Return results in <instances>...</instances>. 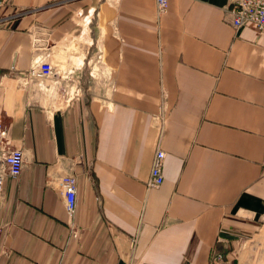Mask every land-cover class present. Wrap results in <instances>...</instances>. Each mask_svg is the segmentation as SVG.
<instances>
[{
  "label": "crops",
  "instance_id": "1",
  "mask_svg": "<svg viewBox=\"0 0 264 264\" xmlns=\"http://www.w3.org/2000/svg\"><path fill=\"white\" fill-rule=\"evenodd\" d=\"M229 5L0 6V119L23 157L3 180L0 264H264V32L233 28ZM84 43L87 67L101 54L103 74L78 80L92 89L63 104L20 84L41 47ZM158 148L163 179L146 186ZM63 170L76 180L69 219L48 184Z\"/></svg>",
  "mask_w": 264,
  "mask_h": 264
},
{
  "label": "built area",
  "instance_id": "2",
  "mask_svg": "<svg viewBox=\"0 0 264 264\" xmlns=\"http://www.w3.org/2000/svg\"><path fill=\"white\" fill-rule=\"evenodd\" d=\"M7 2L8 0H0V6H3ZM154 5L156 12L161 14L166 10L167 0H154ZM227 11L230 16V24L233 28L236 29L245 23H249L256 32H264V0H230ZM37 40L38 38H33L32 40L34 49L40 47L38 43L34 45ZM41 48L45 51L33 55L29 68L26 71H20V84L23 87H27L30 91L40 90L43 94L45 92L53 93V97H56L63 104L68 103L72 98H77L81 94L82 87L79 86L78 79H71L70 74L72 70L67 69L63 76L53 78L55 66L51 55L48 54L47 49ZM100 58L101 54L97 52L95 55L96 65L89 68V76H94L93 73L103 74L102 70L99 69ZM4 138L5 126L0 119V202L3 197L4 176H17L23 162L21 149L5 146ZM163 157L164 151L160 148L156 149L150 164L148 178L145 182L146 186H158L162 182L161 164ZM48 184H53L58 188L63 198L66 215L69 219L75 206L76 180L74 175L69 170H63L58 173L52 172L48 175ZM220 239L218 237V240ZM222 258V252L212 248L210 262H218Z\"/></svg>",
  "mask_w": 264,
  "mask_h": 264
},
{
  "label": "rangeland",
  "instance_id": "3",
  "mask_svg": "<svg viewBox=\"0 0 264 264\" xmlns=\"http://www.w3.org/2000/svg\"><path fill=\"white\" fill-rule=\"evenodd\" d=\"M84 46H85V43L82 46V48H80L81 46H75L74 47V52L72 51L73 50V46H71V47H69L68 49L65 50V52H64V54H62V56H61L60 53L58 55H55L54 48H53V50H51L52 62L54 63V66H55L56 70H58V68H59V72H58L59 74H57V76L54 74L53 78L61 76L60 75V73H61L60 67L62 66L63 62H70V63H72L74 65H79L80 63H78V62H81V64H80L81 67L80 68H76V69L72 68L73 71H71V74H70L71 79L83 80V78H85L86 74L89 76V74H88L89 67H87L86 62H85L87 57H88V54H87V51L84 48ZM82 56H84L85 58H81ZM55 58H57L58 61H56ZM80 60H82V61H80ZM99 69H101V68H99ZM83 72H85V74ZM93 74H94L95 77H98L100 75L99 73L98 74L93 73ZM72 82H74V81H72ZM78 84H79L80 87H82V90H81L80 93H83L84 89H88V88H89V90L92 89V85L85 84V81L82 84L81 83H78ZM94 87H95V89H98V86H94Z\"/></svg>",
  "mask_w": 264,
  "mask_h": 264
},
{
  "label": "bare ground",
  "instance_id": "4",
  "mask_svg": "<svg viewBox=\"0 0 264 264\" xmlns=\"http://www.w3.org/2000/svg\"><path fill=\"white\" fill-rule=\"evenodd\" d=\"M8 2H9V0H8ZM8 2H7V3H8ZM7 3H6V4H7ZM4 5H5V4H4ZM47 51L49 52L48 54L51 55V50H47ZM55 72H56V68H55ZM55 74H56V73H55ZM48 93H50V92H48ZM154 187H155V186H154Z\"/></svg>",
  "mask_w": 264,
  "mask_h": 264
}]
</instances>
